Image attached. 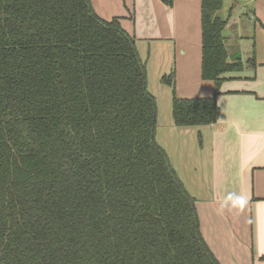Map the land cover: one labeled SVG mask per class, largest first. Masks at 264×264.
<instances>
[{
    "label": "trees",
    "instance_id": "16d2710c",
    "mask_svg": "<svg viewBox=\"0 0 264 264\" xmlns=\"http://www.w3.org/2000/svg\"><path fill=\"white\" fill-rule=\"evenodd\" d=\"M172 6L176 0H161ZM224 0H202L208 98H182L178 127L220 116ZM157 97L136 41L91 0H0V264H222L197 199L156 141Z\"/></svg>",
    "mask_w": 264,
    "mask_h": 264
},
{
    "label": "crops",
    "instance_id": "0c3cea01",
    "mask_svg": "<svg viewBox=\"0 0 264 264\" xmlns=\"http://www.w3.org/2000/svg\"><path fill=\"white\" fill-rule=\"evenodd\" d=\"M91 3L98 16L107 21L118 18L135 38L140 57V51L147 56V70L153 56L157 60L163 51L171 54L179 97L215 94L214 82L204 80L201 72L202 0H176L172 6L161 0ZM220 15L228 22L224 36L231 61L240 57L243 68L226 74L217 98L218 121L185 130L196 139L201 134V146H209L206 156L198 154L203 164L210 158L209 169L202 166L204 179L194 161L188 163L189 173L209 183L203 187L209 194L197 198V208L202 234L217 259L222 264H264V0H224ZM174 167L180 176L182 166Z\"/></svg>",
    "mask_w": 264,
    "mask_h": 264
},
{
    "label": "rangeland",
    "instance_id": "374dc122",
    "mask_svg": "<svg viewBox=\"0 0 264 264\" xmlns=\"http://www.w3.org/2000/svg\"><path fill=\"white\" fill-rule=\"evenodd\" d=\"M170 47V45H168ZM149 50V49H148ZM156 46H154L153 52H156ZM141 57L144 59L143 61L146 62L147 56L144 55V51L141 52ZM166 51L161 52L158 55V59L154 60V56L152 58L151 64L148 66L149 70V89L150 91L157 97L158 99V106H159V121L156 129V141L157 143L163 147L169 154L172 163L178 168V166H182V173L180 172V177L184 185L186 186L187 190L197 198H202L203 196H207L209 192L206 191L203 187H209V183L200 182L195 180V176H191L189 173V165L191 161H194V166L200 170V180L204 179V169L202 166L205 165L207 169L209 166H206V163L209 162L210 158L206 157L207 161L205 164L201 162V158L198 157L200 154L201 156H206L208 153L209 146L206 144L201 146L202 144V135L199 134V137L196 139V135L192 134L191 136L189 133L187 134L186 131H190L194 129V127H178L173 122L172 116V100H173V92L170 89L169 85L164 82V76H168L172 73V58L166 55ZM233 54L239 55L238 52H233ZM167 56V57H166ZM167 58V61L165 60ZM156 61V62H155ZM159 61V62H158ZM162 61L166 63L165 65L162 64ZM169 65V66H168ZM150 67L153 69H157L156 72L158 73L153 74L150 70ZM164 67V71L162 72V68ZM170 70V71H169ZM163 73V74H162ZM199 129V128H198ZM206 131L205 128L202 130ZM204 139L203 141L206 142V132H204ZM196 141V143H195ZM193 156V159L191 158ZM198 157V158H196ZM191 158V160H190ZM197 164V166H196ZM208 164V163H207ZM194 167V168H195ZM181 170V169H180ZM184 172V173H183ZM209 175V172L207 173ZM195 177V178H194ZM208 177V176H207ZM206 187V188H207Z\"/></svg>",
    "mask_w": 264,
    "mask_h": 264
},
{
    "label": "clouds",
    "instance_id": "9594fccd",
    "mask_svg": "<svg viewBox=\"0 0 264 264\" xmlns=\"http://www.w3.org/2000/svg\"><path fill=\"white\" fill-rule=\"evenodd\" d=\"M230 199L239 200L242 199V197H229Z\"/></svg>",
    "mask_w": 264,
    "mask_h": 264
}]
</instances>
